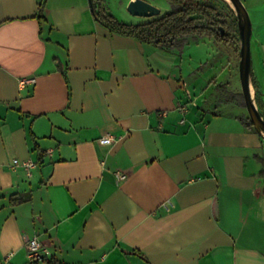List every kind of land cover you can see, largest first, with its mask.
Here are the masks:
<instances>
[{"label":"crops","instance_id":"obj_1","mask_svg":"<svg viewBox=\"0 0 264 264\" xmlns=\"http://www.w3.org/2000/svg\"><path fill=\"white\" fill-rule=\"evenodd\" d=\"M39 1L0 0V264H30L33 235L51 252L33 264H264L246 109L192 93L175 48L108 30L88 0H45L41 18ZM250 57L261 113L264 17Z\"/></svg>","mask_w":264,"mask_h":264},{"label":"rangeland","instance_id":"obj_2","mask_svg":"<svg viewBox=\"0 0 264 264\" xmlns=\"http://www.w3.org/2000/svg\"><path fill=\"white\" fill-rule=\"evenodd\" d=\"M128 1L103 0V5L116 19L126 23H140L158 17L170 10V5L166 0H147L158 7L160 13L152 17L135 16L127 11ZM213 1L220 16L225 18L227 22L224 31L229 34V41L227 43L217 42L208 36L190 38L183 44L182 48L175 49L178 55L177 63L180 67L182 66L185 84L189 85L192 83L189 87L192 93H201L203 97H210L211 93L216 89L222 94L224 99L228 100L231 96H234V104L245 109L238 71L237 27L234 25L227 7L220 0ZM241 1L248 10L254 34L257 30L258 22L264 17V0ZM227 4L232 9L230 3L227 2ZM209 82L213 86L207 88L206 86ZM215 84L218 85L216 86ZM225 84H229L230 90H226ZM251 90L255 100L252 83ZM261 113L264 114V112Z\"/></svg>","mask_w":264,"mask_h":264},{"label":"trees","instance_id":"obj_3","mask_svg":"<svg viewBox=\"0 0 264 264\" xmlns=\"http://www.w3.org/2000/svg\"><path fill=\"white\" fill-rule=\"evenodd\" d=\"M88 1L93 17L108 30L133 36L140 41L153 43L164 50L182 48L188 39L202 36L211 37L217 42L227 43L229 41L230 36L224 31L227 22L225 18L220 16L213 0H166L170 5L169 11L140 23L119 21L104 7L103 0ZM220 2L227 7L233 23L237 27L234 11L225 0H220ZM44 3L45 0L39 1L37 12L39 18L42 17ZM221 29H223V33ZM236 38L239 53L238 34ZM251 82L254 86L252 77ZM231 98H234V96H231ZM242 121L246 127L255 130L248 116ZM29 198L30 194L26 193L13 194L10 199L12 203H19Z\"/></svg>","mask_w":264,"mask_h":264},{"label":"water","instance_id":"obj_4","mask_svg":"<svg viewBox=\"0 0 264 264\" xmlns=\"http://www.w3.org/2000/svg\"><path fill=\"white\" fill-rule=\"evenodd\" d=\"M230 3L237 20V34L239 43V81L241 94L247 116L252 122L256 132L264 138V116L261 115L251 90V57H250V38L251 20L248 10L241 0H225ZM127 11L135 16L152 17L160 13V9L147 0H129ZM223 33V29H221Z\"/></svg>","mask_w":264,"mask_h":264},{"label":"built area","instance_id":"obj_5","mask_svg":"<svg viewBox=\"0 0 264 264\" xmlns=\"http://www.w3.org/2000/svg\"><path fill=\"white\" fill-rule=\"evenodd\" d=\"M25 81L26 79H23V82ZM115 139H116V136L109 133V134H105L101 136L98 139V142L102 144H110ZM46 152L50 153L51 149L46 150ZM12 163L15 166L16 165L22 166L27 171L28 174L31 173V169L35 167L36 165V162L32 160L31 158H27L24 160L14 158L12 160ZM115 175L118 179H124L126 177V174L122 171H116ZM24 248H25L28 262L30 264H33L41 260L49 259V257L51 256V252L45 246L41 244L40 240L38 239L36 235L29 236V237L27 236L24 238ZM12 255H13V252L6 253L3 256L2 263H6L11 258Z\"/></svg>","mask_w":264,"mask_h":264}]
</instances>
